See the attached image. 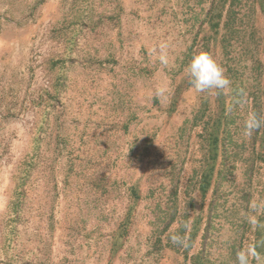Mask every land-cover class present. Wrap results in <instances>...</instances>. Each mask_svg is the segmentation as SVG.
Segmentation results:
<instances>
[{
    "label": "rangeland",
    "instance_id": "obj_1",
    "mask_svg": "<svg viewBox=\"0 0 264 264\" xmlns=\"http://www.w3.org/2000/svg\"><path fill=\"white\" fill-rule=\"evenodd\" d=\"M169 1V13L152 22L147 0H0V264H193L206 244L209 264H238L237 252L248 245L259 253L250 264H264V141L256 143L262 158L251 168L253 132L244 128L252 97L239 108L245 149L221 175L219 156L204 196L193 190L179 248L169 244L183 229L182 211L166 231L157 218L156 203L165 208L168 200V156L182 186L201 156V126H187V143L177 137L202 93L185 88L170 112L175 84L160 56L182 80L196 27L182 0ZM220 51L214 57L222 65ZM98 176L117 180L119 191L99 200L92 190ZM136 181L139 201L127 188ZM183 198L179 193L180 208ZM131 204L125 245L113 255L111 235Z\"/></svg>",
    "mask_w": 264,
    "mask_h": 264
},
{
    "label": "trees",
    "instance_id": "obj_2",
    "mask_svg": "<svg viewBox=\"0 0 264 264\" xmlns=\"http://www.w3.org/2000/svg\"><path fill=\"white\" fill-rule=\"evenodd\" d=\"M182 1L184 6H187V12H191L192 18H194L192 25L196 28H190V33L192 34L191 42L184 50L180 66L185 70L192 55L196 52L206 51L214 57L222 50L224 59L221 66L224 69V74L230 80V84L225 89H211L206 92H201L202 100L195 111L194 118L192 120L187 118L183 122V126L180 127V132L177 137L178 142L183 140L187 143L191 137L190 133L187 135V126H189L190 131L195 126H201V130L197 134V143L199 144L201 155L198 159L199 165L195 169L191 179L184 186H182L179 173L175 172V164L172 161V156H168L169 164L172 162L170 174L168 175L170 181L169 191L167 192L168 200L165 203L167 204L165 208L160 207L159 202L156 203L159 209L157 218L161 224H164L166 231L171 228V225L178 217L177 215L182 211L181 225L183 229L177 232V236L180 239L176 242L174 241L173 245L169 244L171 247L177 248H179L180 240L185 235V224L188 218L189 208L193 206V190L197 188L201 195L204 196L211 187L219 156L221 157L220 164L223 167L218 168L217 171L221 175L224 169L227 168H224V166L230 163L231 159L235 160L237 156V152L235 151L240 146L244 148L243 144L238 143L239 108L243 102L249 104L247 99L251 97L253 98V110L251 113H255L261 119V125L253 131V141L250 142L252 149L250 150L251 155L248 158L250 161L248 165L251 168L255 167L257 159L262 158L261 153L256 151V143L258 139L261 142L264 141V131L260 132L264 124V0ZM147 2L149 4L147 10L156 12L149 14V21L153 20L152 22H158L164 15L169 13V0H163L160 4L158 0H147ZM196 7H199V12L195 11L197 9ZM258 11L262 14V24H258L257 21L259 19L257 15ZM134 13L137 15L136 12ZM149 54L152 55L153 53ZM175 66L174 63L168 61L165 64V69L171 75L172 83L175 84L172 96L173 106L170 112L176 110V105L184 89L192 86L187 73L178 83L175 81L176 77L180 74V70L176 71ZM150 69V64L147 68L145 67L146 71H150ZM212 93L220 98V104H217V106L211 103ZM157 99L155 97V101ZM154 135H148L145 139L144 146L141 148L142 156L148 152L147 148L151 147V137ZM178 155L181 157L180 152ZM184 159L185 155L182 164L185 162ZM151 161L152 163H157L152 159ZM123 183L126 184L127 182L124 180L122 181ZM92 185V190L99 197V200H101L102 196L108 195L113 190H118L121 187V183L117 180L109 183L102 176H98V179L93 180ZM215 187L219 188V182H217ZM127 188L129 196L134 201L142 199L143 192L137 181L129 184ZM181 192L184 195L183 200L186 201L182 208H180L179 204V193ZM149 193H153L152 188L149 189ZM131 205L134 206L127 209L119 223L118 229L111 235L110 242L113 255L118 253L125 245L128 228L132 223L131 217L133 212L131 211L135 208L136 204ZM97 208L99 214L103 212L101 206ZM169 233L173 234V231H169ZM188 242L191 246V239L188 238ZM156 244L160 246L158 242ZM206 245L197 254L193 255V264H209ZM186 257L188 256L186 255Z\"/></svg>",
    "mask_w": 264,
    "mask_h": 264
},
{
    "label": "clouds",
    "instance_id": "obj_3",
    "mask_svg": "<svg viewBox=\"0 0 264 264\" xmlns=\"http://www.w3.org/2000/svg\"><path fill=\"white\" fill-rule=\"evenodd\" d=\"M160 60L162 63L167 64L165 56L161 55ZM185 71L190 78L191 85L197 92H206L211 89H225L230 84V80L224 74L222 66L215 57L206 51L194 53ZM260 125L261 119L255 113H249L244 122L245 135H251ZM252 223L255 224V220H252ZM172 239L177 241L178 237L173 236ZM252 259H259V253L256 251L254 245H248L236 254L238 264H250Z\"/></svg>",
    "mask_w": 264,
    "mask_h": 264
}]
</instances>
